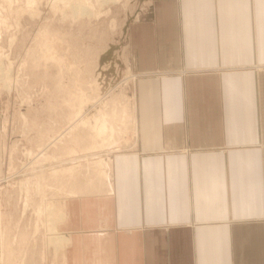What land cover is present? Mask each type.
I'll return each instance as SVG.
<instances>
[{
	"label": "crops",
	"instance_id": "crops-1",
	"mask_svg": "<svg viewBox=\"0 0 264 264\" xmlns=\"http://www.w3.org/2000/svg\"><path fill=\"white\" fill-rule=\"evenodd\" d=\"M143 1L135 136L63 198L50 264H264V0Z\"/></svg>",
	"mask_w": 264,
	"mask_h": 264
},
{
	"label": "rangeland",
	"instance_id": "rangeland-1",
	"mask_svg": "<svg viewBox=\"0 0 264 264\" xmlns=\"http://www.w3.org/2000/svg\"><path fill=\"white\" fill-rule=\"evenodd\" d=\"M88 1L92 16L0 0V264H50L63 198L98 187L135 136L127 27L145 2Z\"/></svg>",
	"mask_w": 264,
	"mask_h": 264
},
{
	"label": "bare ground",
	"instance_id": "bare-ground-1",
	"mask_svg": "<svg viewBox=\"0 0 264 264\" xmlns=\"http://www.w3.org/2000/svg\"><path fill=\"white\" fill-rule=\"evenodd\" d=\"M97 1V4H98V8L101 7V5L103 3H107L108 0H96ZM111 1V0H110ZM115 1V0H113ZM112 1V2H113ZM63 2L65 4H68L70 10L72 11V14H78L79 13H87L88 15H91V14H95L97 13L98 9L96 10L93 6L94 2H91V1H88V0H63ZM58 4V3H57ZM56 6V5H55ZM9 7V6H8ZM57 7V6H56ZM62 7V6H60ZM96 7V6H95ZM97 8V7H96ZM34 9V8H33ZM60 9V8H59ZM55 10V9H54ZM29 12H33V11H30ZM31 14V13H30ZM33 14V13H32ZM32 16V15H31ZM92 16V15H91ZM76 17V16H75ZM1 68V67H0ZM2 72V71H1ZM3 75V74H2ZM82 116V115H81ZM87 117V115L85 116H82L78 122H81L82 120H84L85 118ZM89 121H91V119L89 118ZM75 124H76V121H74ZM73 122V123H74ZM77 122V123H78ZM71 127V126H70ZM102 127V126H101ZM70 130V129H69ZM70 132V131H69ZM64 135V134H63ZM62 137V136H61ZM55 141V140H54ZM61 141V140H60ZM50 143V142H49ZM25 185V183H24ZM27 202V201H26ZM46 207V206H45ZM57 216H60V218L63 216V211H62V208L61 210H59V212L57 213ZM50 232L49 234L51 233L52 235L49 237V238H52V241L54 244H56V246H62V243L63 241L65 240V238H63L62 235L59 234V232L56 230V225H52L50 226ZM68 239V238H67ZM65 245V243H63Z\"/></svg>",
	"mask_w": 264,
	"mask_h": 264
}]
</instances>
